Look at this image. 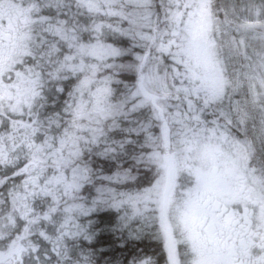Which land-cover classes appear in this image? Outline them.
Here are the masks:
<instances>
[{"label": "snow or ice", "instance_id": "6c2138e0", "mask_svg": "<svg viewBox=\"0 0 264 264\" xmlns=\"http://www.w3.org/2000/svg\"><path fill=\"white\" fill-rule=\"evenodd\" d=\"M0 264H264V0H0Z\"/></svg>", "mask_w": 264, "mask_h": 264}]
</instances>
